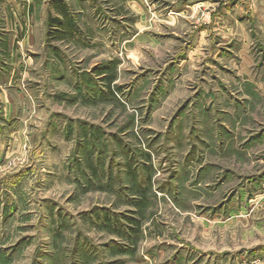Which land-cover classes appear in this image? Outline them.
I'll list each match as a JSON object with an SVG mask.
<instances>
[{
  "label": "rangeland",
  "instance_id": "obj_1",
  "mask_svg": "<svg viewBox=\"0 0 264 264\" xmlns=\"http://www.w3.org/2000/svg\"><path fill=\"white\" fill-rule=\"evenodd\" d=\"M55 2L0 0V264H264V0Z\"/></svg>",
  "mask_w": 264,
  "mask_h": 264
},
{
  "label": "trees",
  "instance_id": "obj_2",
  "mask_svg": "<svg viewBox=\"0 0 264 264\" xmlns=\"http://www.w3.org/2000/svg\"><path fill=\"white\" fill-rule=\"evenodd\" d=\"M55 8L58 7V16L57 17H53V16H48V27L51 28L54 26V24L58 25V27H62L65 29V18H67V6H65V4L63 3L62 0H55ZM58 3V4H57ZM68 24H70V22H68ZM71 26V25H70ZM48 33H51V31H48ZM61 37L63 36H59V39H62ZM109 81H108V86H110V83L112 82L113 78L112 76H109ZM112 91V90H111ZM113 92V91H112Z\"/></svg>",
  "mask_w": 264,
  "mask_h": 264
},
{
  "label": "crops",
  "instance_id": "obj_3",
  "mask_svg": "<svg viewBox=\"0 0 264 264\" xmlns=\"http://www.w3.org/2000/svg\"><path fill=\"white\" fill-rule=\"evenodd\" d=\"M64 1V0H63Z\"/></svg>",
  "mask_w": 264,
  "mask_h": 264
}]
</instances>
